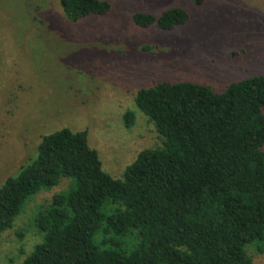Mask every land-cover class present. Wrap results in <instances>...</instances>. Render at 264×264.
<instances>
[{"label":"trees","instance_id":"1","mask_svg":"<svg viewBox=\"0 0 264 264\" xmlns=\"http://www.w3.org/2000/svg\"><path fill=\"white\" fill-rule=\"evenodd\" d=\"M60 4L72 22L111 11L103 0ZM189 19L179 7L134 15L137 26L163 31ZM135 101L162 147L115 179L87 131L43 135L37 156L0 187V236L28 200L66 178L74 185L37 211L43 240L22 264H252L248 246L264 253V75L222 93L162 82ZM125 119L130 127L134 115Z\"/></svg>","mask_w":264,"mask_h":264},{"label":"rangeland","instance_id":"2","mask_svg":"<svg viewBox=\"0 0 264 264\" xmlns=\"http://www.w3.org/2000/svg\"><path fill=\"white\" fill-rule=\"evenodd\" d=\"M111 11L70 21L60 0H0V187L37 156L43 135L88 132L103 170L122 179L147 149L162 147L136 105L141 89L191 82L217 93L264 75V0H103ZM179 7L189 22L142 28L134 15ZM134 115L128 127L126 115ZM74 181L62 179L26 203L0 236V264H22L43 237L33 219ZM252 264H264L255 245Z\"/></svg>","mask_w":264,"mask_h":264}]
</instances>
